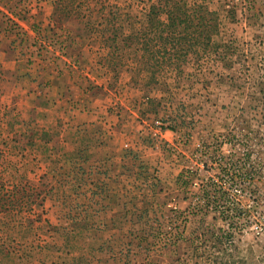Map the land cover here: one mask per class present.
<instances>
[{
  "label": "rangeland",
  "instance_id": "1",
  "mask_svg": "<svg viewBox=\"0 0 264 264\" xmlns=\"http://www.w3.org/2000/svg\"><path fill=\"white\" fill-rule=\"evenodd\" d=\"M194 1L219 14L215 39L230 48L173 69L159 65L155 47L148 72L126 36L148 29L157 0H0L5 67L19 66L24 83L6 70L0 176L8 189L29 184L42 194L32 208L0 215V264H264V0ZM69 66L95 80L86 77L88 92L108 97L114 134L101 152L85 138L60 150L57 126L46 128L56 113L38 116L25 96L35 70ZM186 171L195 177L184 190L177 180ZM204 193L238 200L253 223L231 251L209 244L198 258L189 239L226 229L225 206L201 208Z\"/></svg>",
  "mask_w": 264,
  "mask_h": 264
},
{
  "label": "trees",
  "instance_id": "2",
  "mask_svg": "<svg viewBox=\"0 0 264 264\" xmlns=\"http://www.w3.org/2000/svg\"><path fill=\"white\" fill-rule=\"evenodd\" d=\"M233 18L235 19V16ZM147 20L149 27L145 32L126 36L129 41H132L128 47L135 46L136 51L141 55L138 67L143 71L151 72L156 69L153 60L157 55L152 52L155 47L164 51L163 62L159 65L173 69H180L182 65L188 63L191 55L206 54L214 55L217 58L223 50L229 47L225 42L215 39L220 33V16L203 2L157 0L150 7ZM25 38L22 40V44L28 49L31 39L27 36ZM152 43H156V45L152 46ZM4 74L6 73L0 66V98L3 94L2 84H5L7 80ZM194 177V172L186 171L178 177V185L186 190L192 184ZM236 181V179H232L230 186L238 185ZM30 191H33V194H30ZM35 192H39L38 188L29 184L17 185L13 189H8L0 176V215L13 213L25 207L32 208L33 203H36L39 197L42 199V194ZM218 195L220 196L212 199L204 193L203 206L200 207L210 210L208 206L212 202L223 204L224 210L218 212V218L226 225V229L218 228L215 231L213 228H203L196 236L189 239L191 244L196 247L198 258L203 256L202 253L199 255L203 246L227 247V250L231 251L236 244V237L241 236L253 223L252 220H246L247 215L239 208L238 200L225 193ZM34 196L37 198L34 199ZM44 201L41 200V206ZM38 221H41V217ZM178 241L185 240L180 238Z\"/></svg>",
  "mask_w": 264,
  "mask_h": 264
},
{
  "label": "crops",
  "instance_id": "3",
  "mask_svg": "<svg viewBox=\"0 0 264 264\" xmlns=\"http://www.w3.org/2000/svg\"><path fill=\"white\" fill-rule=\"evenodd\" d=\"M77 35L76 39L80 42V37ZM78 51L82 56L87 54L84 46H81ZM8 57L11 56L0 49V66L2 68L4 66L5 73L6 70H9L16 74L19 82L15 84H24L19 66H13V70L6 69L5 63L10 60ZM14 61L9 62L14 65ZM68 69L69 71L54 72L47 68L44 71L46 73L35 70L34 80L28 85L29 90H24L25 96L28 97L27 99L30 100L31 106L34 108L32 112L38 116L43 114L49 117L51 112L56 113V125L49 124L46 128L49 130L51 127L57 126L54 137L59 141L60 150L65 147V151L71 150L72 147L80 145L81 139L85 138L90 143V147L85 146L86 149L101 152L109 144L107 133L114 134V129H112L114 126L111 125L112 119L108 115V97L105 93L86 90L88 80L86 77H89L92 82L95 80L92 79L88 71L85 74V68L77 69L75 66H69ZM8 84L9 79L6 80L5 86ZM95 84H99L98 80Z\"/></svg>",
  "mask_w": 264,
  "mask_h": 264
}]
</instances>
